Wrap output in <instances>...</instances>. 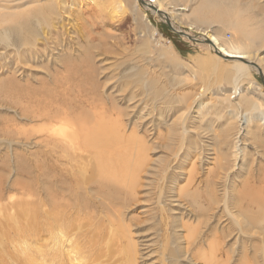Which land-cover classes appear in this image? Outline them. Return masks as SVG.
Here are the masks:
<instances>
[{
  "label": "rangeland",
  "instance_id": "1",
  "mask_svg": "<svg viewBox=\"0 0 264 264\" xmlns=\"http://www.w3.org/2000/svg\"><path fill=\"white\" fill-rule=\"evenodd\" d=\"M134 1L0 0V162L2 158L11 166V159L8 157L10 149L7 147L8 142L4 141L6 138L14 141L18 134H30V131L35 132L43 127H50L52 130L55 127L53 129L57 130L53 132V136L60 138L68 133L66 141L74 144L75 148L78 145V150H72L69 157L60 148L49 144L46 148L34 147L38 150L37 156H29V146L22 148L12 142L13 147L24 153L23 164L26 168L32 167L30 163L35 158L44 160L46 157L43 155L46 154L43 151L47 149L52 154L48 157L49 167H60L65 172L62 176L72 175L69 167L78 173L83 164L88 167L85 175H90L91 170L94 171L97 166L96 157L102 154L106 159L113 160H110L111 164L116 159L125 158V155L128 157L126 160H130L128 163L133 166V161L141 162L140 167L136 165L138 182L135 206L130 208L132 211L124 216L123 223L113 217L118 224L113 221L111 226L108 222L103 224L106 227L104 233L109 232V240L118 245H134V264H182L185 258L190 264H202L201 257L206 255V260L210 261L209 252L215 248H221L216 255V264H224L227 260L228 264H263L261 242L264 233L261 229L251 236L239 234L237 227L231 225L226 227V231H229L226 238L222 239V234L216 233L202 239L203 242L198 247H190L187 241L190 239L186 236L198 232L205 223H209L208 217L213 209L206 207V202L203 201V209L196 208L186 195L181 194L180 189L187 188V193L193 190L191 195L195 198L199 196L203 200L212 191L221 198L224 188L239 194L246 180L249 189L254 182L259 184L257 181H264V74L249 64L250 69L238 81L239 90H234L235 73L232 60L215 59V54L207 43L209 40L205 39V34H211L227 45L248 44L252 57L250 62L264 69V0H160V4L167 11L165 16L176 25L173 24V27L185 32L187 36L173 30L164 21L166 19L154 14L150 7ZM3 31H6L8 40L3 39ZM63 89L69 98L77 100V116L88 109L86 114L93 111L97 115L96 113L102 112L106 115L105 121L106 118L111 121L108 124H96L99 130L97 129L98 133L94 132L92 142L90 137L83 140V135L75 131L72 120L58 123L41 120L32 123L18 117L22 107H30L31 110L35 105H41L42 108L50 95H61L60 91ZM102 94L111 101H104ZM99 101L103 107L99 106ZM55 105L60 111L61 106L53 103L52 107ZM117 109L121 110L120 114ZM72 116L73 120L77 117L74 113ZM72 116L67 119H72ZM93 122L95 123L94 120ZM7 127L10 134L8 136L2 132ZM134 135L135 138L131 139ZM137 136L139 144L136 143ZM24 137L25 135L21 139ZM104 137H108L109 143L103 140ZM94 140L101 142L98 144L102 148L96 147L97 151L94 149L97 154L92 151ZM119 141L131 151L124 147L119 148ZM104 144H111L110 151ZM134 144L141 147V151L138 152ZM111 148H115L113 154H110L113 151ZM79 149L87 153L81 152L83 160L73 156V151L79 155ZM140 154L142 158L138 157ZM86 155H89L88 158ZM134 156L138 157L137 160ZM64 162L67 164L63 165ZM121 162L127 163L124 159ZM12 170L0 165V173L10 174L11 178L21 176L19 178L24 181L26 178L30 182L27 187L16 185L8 191L14 199L20 200L21 206H15V209L20 211L34 208L38 214L45 212L47 202L42 188L37 189L33 179L27 174L16 175ZM162 175L166 182L164 179L160 181ZM190 176H194L193 180H189ZM156 185L164 187L163 192ZM243 193L244 190L241 191ZM215 211L219 212L216 209ZM72 218L74 217H70ZM11 220L4 222L8 226L16 223ZM83 220L79 221L82 225L80 229L88 224L87 221L90 222L87 218ZM18 221L24 220L20 218ZM37 221L44 225L48 222L41 214ZM79 222L72 223L78 225ZM228 222L230 220L223 217L220 226L225 223L228 225ZM120 230L126 232L123 237ZM14 232V228L10 227L0 230V240L5 237L0 241V252L6 258L15 250L13 244L22 243L23 240ZM176 233L180 236L179 245H188L189 253L194 255L195 260L191 258L190 261V257L173 251L178 241L174 236ZM118 234L121 237L115 236ZM46 235L41 231L32 236V245L46 250L49 240ZM250 239L257 245H250ZM109 240L105 238L101 241L104 249ZM65 249L71 253L75 250L73 246H66ZM144 252L145 255L140 257ZM14 253L18 254V251L15 250ZM81 253L76 254L75 263L82 264L85 260L80 256ZM36 257L41 258L38 259L40 264H47L44 262V255L43 258L33 255L32 259L35 260ZM86 261L88 262L87 259Z\"/></svg>",
  "mask_w": 264,
  "mask_h": 264
},
{
  "label": "bare ground",
  "instance_id": "2",
  "mask_svg": "<svg viewBox=\"0 0 264 264\" xmlns=\"http://www.w3.org/2000/svg\"><path fill=\"white\" fill-rule=\"evenodd\" d=\"M135 1H134L135 3H137L138 1L141 2L143 5L148 6V8L150 6H152V7L154 6L153 8L150 7V9L153 10L152 12L156 15H159V17L162 19L165 18L166 20H164V21L169 23L173 30H177L173 27L175 25L174 22L172 21L173 22L172 23L169 20V18L165 16V14H167V11L160 4V0H149V1H147V0H135ZM146 1H147V3H146ZM177 31H180V30H177ZM3 33H4V34H2L3 39L8 40V36H7L6 31H3ZM180 33L185 34L187 36V34L183 31H180ZM205 35H207V37L205 39L209 40V41H207V43L210 44V49L215 54L214 55L215 59L218 60V59L224 58V59L232 60V65L234 66V73H235V76L233 79L234 90H236V89L239 90V88H237L238 81L241 78V76L245 75L248 72V70L250 69V65L257 67L258 69L257 68L256 69L258 71H261L262 74H264L263 68L261 69L259 67V65L255 64L253 62H250L252 57L249 53V45L248 44L234 43L232 45L230 43L229 45H227V44H224L223 42H221L217 36H212L211 34H205ZM198 41L202 42L201 40H197V42ZM93 67H94V65H93ZM60 92H62L61 95L57 94V93H55V94H57V96L50 95L49 98L47 99V102H45L44 107H42V108H41V105L40 106L39 105H35V106L33 105L34 107L30 110V107L26 108V107L21 106L23 110L20 111L21 114H20V112L18 113V117L20 119H23V120H26V121L32 122V123L35 121H41V120H45V121L48 120L49 122L51 121V123L53 121L54 122L57 121L56 123H58L61 121L67 122V121L72 120V121H74L73 127H74L75 131H78L79 134L83 135V136H81L83 138V140H87L90 137V142H92L93 140L91 138L94 137V135H95L94 132H96L98 129L97 127H99V126H97L98 125L97 123L108 124L111 121H109L107 118H106L107 121H105L106 115L103 114L102 112L96 113L98 116L94 115L95 113L93 114V111L89 112L91 114H86V112L88 111L87 106H86L87 110L83 109L85 112H83L82 114L77 116L76 110H78V108H79L77 100L71 99L66 94H64L65 93L64 89ZM102 95L104 97V101L105 100L108 101V99H109V101H111L110 98L106 97L104 94H102ZM70 96H72V95H70ZM165 98H167V97H165ZM39 101H41V99ZM95 101L93 102V104H95ZM101 101H99V106H102ZM42 102H44V101H42ZM88 102H89V104H91L90 101H88ZM53 103L59 104V106H61V110L59 111V109H58L59 107L57 108V105L52 107ZM85 103H87V102H85ZM106 103H105V105H107ZM93 104H92V106H93ZM97 104H98V102H97ZM110 104H112V103L110 102ZM87 105H88V103H87ZM64 106L66 107L65 110H64ZM116 107L117 106H115V108ZM94 109H96V107ZM113 109H114V107H113ZM89 111H91V110L89 109ZM119 111H121V110H118V112H117L118 114L121 113ZM73 113L77 116V117L75 116L76 118H74V120H73V116H72ZM244 115H246V114L244 113ZM70 116H72V119L68 120L67 118H69ZM117 116H118L117 118H119V115H117ZM243 119H244V116H243ZM93 120L95 121V123L93 122ZM248 122H250V119L248 120ZM50 126H51V124H50ZM101 127H102V125L100 126V128ZM53 128H55V127H53ZM53 128L51 130L50 127H43V128H41L35 132L30 131L31 132L30 134L24 133L23 130H21L22 133H24V134H20V135L18 134L17 138L14 137V141H12L13 139L9 140L7 138H6V140H4L5 142L6 141L8 142L7 147H8V149H10L9 150L10 156H8V157L11 159L9 162L11 166H9L6 161L2 160V158H1L0 165H2L3 168L10 167L11 169H13L12 172L16 175L27 174L29 177H31L33 179V182L35 183V186L37 187V189L40 190L42 188L41 190L44 191L47 206H46V208L44 207L45 212H42L40 214L42 217H44V219H47L48 222H46L45 225L40 224L39 221H37L38 215H40V214H38V211L34 208L33 209L30 208V210H23L22 209L20 211L15 209V206H17V207L21 206V204L19 205L20 200L14 199V197L11 196V194H8V191H11L10 189H13L14 187H16V185L17 186L24 185L27 187V183L30 184V182H27L28 179L25 178L26 181H24L21 178H19L21 176L16 177V178L15 177L11 178L10 174L5 175L3 173H0V221H1L0 223H2V221L4 222V220H7V219L8 220L12 219V220L16 221V223H14V224L9 223L10 224L9 226L5 222L2 223L0 225L1 226L0 230H7L8 227L14 228L15 235L18 236V238L23 239L22 243H17V244L14 243L13 244L10 242V244H13L15 250L18 251V254L14 253L15 250H12V251L10 250L11 255L10 256L7 255L8 258H6L0 252V264H28L27 262H29V264H40L38 262V259H41V258L36 257L35 260H33L32 259L33 255H37L39 257L41 256L42 258L44 255L43 259L45 261L43 259L42 260L47 264H78V263L74 262V261H76V260H74V258L77 257V255H76L77 253L79 254L81 252L82 253L80 256H83L85 258V260L82 261V264H86V262H87L86 259L88 260L87 264H134V262L136 260V256H135L136 250L134 248V245L127 243L126 245L123 244V245H125V246H123V245H118V244L114 243L112 240H109V232L106 231L104 233L106 227H103V224L105 222H108V225L111 226L112 221L116 222L118 224V221H116L113 217L117 218L119 221H122L124 216L129 214L132 211V209H130V208L135 206V204H134V201L136 200V190L135 189H136L137 182H138V178L136 177V175H137L136 174L137 173L136 165L138 164L139 166H137V167H140L141 162H139L137 160V158L138 157L142 158L143 157V156H141L142 154H140L138 157L134 156V159L138 161V162L133 161L134 166L132 164L128 163L130 160L129 161L126 160V159H128V157L126 155H125V158H121L120 160L116 159V161L112 162V164H111L110 160H112V159H106L105 156L102 154V156L99 155V157H96L95 162L97 163V166L95 167L94 171H93V169L91 170L90 175L89 174L85 175L86 169L88 167L83 164V168H81L78 173H75L73 171V168L70 169V167H69V170L71 171L72 175L62 176L64 171H62V169L60 167L57 168L51 164H50L51 168L49 167L48 157H50L52 154L50 152V149H47V150L43 151L46 154V156L43 155L44 158L46 157L44 160H39V159L35 158V161L30 163V165L32 167L27 166L28 168H26V166L23 164L24 153L21 152L20 150H17L16 149L17 147L16 148L13 147L14 146L13 143L18 144L19 146H22V148L29 146L28 148L30 149V151L27 152L29 156H37L36 153L38 150L36 151L34 149V147L38 146V147H45L46 148L47 145H49V144L53 145L54 147L60 148V150H62V152L67 153V154H69V153L71 154L72 150H74V151L78 150L77 149V148H79V147H77L78 145L75 148L74 144L66 141V135L68 133L66 135L63 134L59 138V137L53 136V134H54L53 132L57 130V129L54 130ZM112 130H113V128H112ZM8 131H9V129L7 127V129L6 128L3 129L2 132L6 133L8 136V135H10ZM69 131H67V132H69ZM102 131L103 130H101V132ZM84 133L88 134L89 136H87ZM96 133H98V131ZM24 135H25V137L22 140L21 137ZM137 137L138 138H136V143L139 144V141L137 142V140H139V136H137ZM134 138H135V135L131 139H134ZM79 140H80V138H79ZM96 140H97V138H96ZM103 140L106 143H109L108 137H104ZM31 142H33V143L31 144ZM72 142H73V140H72ZM115 142H116V140H115ZM119 142L121 143L119 148L124 147L122 145V142L121 141H119ZM123 142H125V141H123ZM132 142H135V140ZM98 143L94 140V142L92 144V151L96 147L102 148ZM128 143H131V142H128ZM124 144H127V142H125ZM104 145H106L105 147H107L110 151V147H112L111 144H104ZM79 146H81V145H79ZM90 146H91V144H90ZM116 146H118V145H116ZM127 146H128V144H127ZM140 146H142V145L140 144ZM135 147L138 148V145L137 146L135 145ZM97 148H96V151H97ZM139 148H141V147H139ZM139 148L137 149L138 152L141 151ZM114 149H112L113 151L111 150L112 152H110V154L111 153L113 154ZM128 149H130V148H128ZM104 150H105V148H104ZM125 150H127V149L125 148ZM39 151H41V149H39ZM74 151L72 152L73 156H77V159H78V157L81 158L83 156L81 154V152H85L84 150L80 151V149H79V155H78ZM96 151H95V154H97ZM127 151H129V150H127ZM116 152L117 151H115V153ZM89 153H91L90 150H89ZM92 153H94V152H92ZM135 153H136V151H135ZM122 154H123V152H122ZM117 155H120V154L117 153ZM133 155H135V154H133ZM58 156H59V158H62L61 155H58ZM87 156H89V155H86L85 157H87ZM110 156H106V157L109 158ZM114 156H115V154H114ZM69 157H71V155ZM94 158H95V155H94ZM74 159H72V161ZM123 159H124V161H127V163H124V162L122 163L121 160L123 161ZM46 161H47V164H46ZM60 161H61V159H60ZM65 164H67V163L64 162L63 165H65ZM226 164H227V162H226ZM60 165L62 166V163ZM33 167H34V169H33ZM220 167H221V165H220ZM222 167H223V165H222ZM76 170H78V168H76ZM214 171H216V169ZM210 172H213V171H210ZM23 173H25V174H23ZM59 173H62V174L59 175ZM75 174H77V175H75ZM164 174H166V173H164ZM162 176L160 177V178H162L160 181H162L164 179V175H162ZM193 177L190 176L189 180H193ZM170 178L171 177H169V179ZM172 179H173V177H172ZM166 181L167 180H165V182ZM188 182L190 183L191 181H188ZM233 182H234V180H233ZM257 182L259 184L254 182L253 185H250L251 189H249V188H247L248 180H246L244 182V184H242V187H243L242 190H244L243 194H241L242 190L239 191V194H237V193L234 194V193H231L230 191H228V189L224 188V190L221 192V195H222L221 198L220 197L218 198V194L215 193V191L214 192L212 191L211 193L209 192V194L207 193L208 197L203 198V200L200 199L201 197L199 198L197 191H196L197 193L196 192L195 193L197 194L198 197L195 198L194 196L191 195V193L194 192L193 190H192V192L187 193L188 189L181 187L182 188V189H180L181 194L186 195L187 198L195 204L196 208L198 207L201 209L203 204L206 202V207H211L213 209L212 213L210 212L209 217H208L210 222L205 223L203 228H199L198 232L197 231L195 233L192 232L188 236H186V238L190 239V240H187V241H189L188 245L190 247H193V248L198 247V245H200L203 242L202 239L208 237L209 235L214 236L216 233H221L222 234L221 237H222V239H224L228 236V233H229V231H226V227L229 228L231 225H235L237 227V231L239 232V234L242 233V234H248V235L252 236L254 234H257L258 231L260 232L261 230L264 233V181L259 180ZM224 183H225V181H224ZM158 184H160V182H158ZM172 184H174V183L172 182ZM187 185H188V183H187ZM156 187L161 188V187H158L157 185H156ZM193 187H194V185H193ZM244 187H245V189H244ZM163 188L164 187L159 189V191L161 190L160 192H163ZM221 188H222V186H221ZM27 192H31V191H27ZM160 192H159L158 202H160V200H161V193ZM19 193H22V191ZM156 194H158V192ZM196 194H194V195H196ZM23 200H24V198H23ZM202 201L204 202L203 204L201 203ZM33 202H34V199H33ZM1 203H3V205ZM27 205H28V203H27ZM42 205H45V203L42 202ZM158 206H159V204H158ZM30 207H31V205H30ZM37 207H39V205L36 206V208ZM186 207H187V209H190L189 211H192L191 208H188L189 206H186ZM180 209H182V208H180ZM215 209L218 210L219 212H216ZM15 210H16V212H14ZM70 217H74V218L70 219ZM223 217H226L227 220H230V222H228V225H225L226 224L225 223L224 226L223 225L220 226V222H221ZM20 218H22V220H24V221H18ZM83 218H87L90 222L87 221L86 224L87 223L88 224L83 229H80V227H82V225L79 221L83 220ZM73 221H77L80 224L75 225L77 223L75 222V224H74V223H72ZM83 221H85V219ZM199 222H201V221L199 220ZM119 223H121V222H119ZM122 223H123V221H122ZM83 224H84V222H83ZM110 228L111 227H109V230L107 228V230L110 231ZM115 228H117V226ZM41 231L45 232L49 236L48 245H47L46 250L45 249L44 250L37 249L34 245H32L33 241H32L31 237L38 235V233H40ZM120 231H118V233L122 232V231L121 232ZM207 232H210L211 234H208ZM106 233H107V236H106ZM124 233H126V232H122V237H123ZM41 235H43V234H41ZM118 235H115V236L121 237L120 235L119 236ZM16 236H14V237H16ZM174 236H175L176 240H178V241L175 243L173 251H177L178 253H180L186 257H190V259H189L190 261H191V258L194 259V255L191 252L189 253L190 250L188 248L189 247L188 245H186V247L179 245V242H180L179 234L176 233V234H174ZM251 236H249V237H251ZM127 237H129V236H127ZM42 238H39V239H42ZM105 238H107L109 240V243L106 246V249H104L101 246V241ZM3 239H1V240H3ZM123 239H121V240H123ZM253 239H250V242L252 241V243L250 245L256 246L257 244ZM116 240H118V239H116ZM261 243H262L261 247H263L262 253H263V257H264V239ZM114 244H115V247H114ZM40 246L44 247L43 245H40ZM66 246H73L75 248V250H77V253L74 249H73L74 250L73 253L66 250L65 249ZM257 248L258 247H256V250H257ZM0 249H2V248H0ZM219 249H221V248H215V249H212L213 251L209 252L210 261L206 260V257H207L206 255L205 256L203 255L201 257V259L203 260L202 264H216V262L218 260L215 261V259H216V255H218V253H219ZM81 250H83V251H81ZM195 250H196L195 252H197V249H195ZM199 252H200V250H199ZM164 253H165V250H164ZM209 254H208V257H209ZM144 255H145V252L140 254V257H143ZM198 255H197V257H198ZM252 257L254 258V256H252ZM164 259H165V257H164ZM8 260H10V261H8ZM207 261H208V263H207ZM182 262H183L182 264H190L189 261L187 260V258H185L184 261H182ZM219 262H220V260H219ZM221 262H223V261H221ZM224 262H226V261L224 260ZM227 262H228V260H227ZM175 263H173V264H175ZM226 263H224V264H226ZM179 264H181V263H179ZM234 264H236V263L234 262ZM238 264H240V262Z\"/></svg>",
  "mask_w": 264,
  "mask_h": 264
},
{
  "label": "water",
  "instance_id": "3",
  "mask_svg": "<svg viewBox=\"0 0 264 264\" xmlns=\"http://www.w3.org/2000/svg\"><path fill=\"white\" fill-rule=\"evenodd\" d=\"M150 7H151V8H153L154 6H153V7H152V6H150ZM154 9H155V8H154ZM252 64H253V63H252ZM253 65H254V64H253Z\"/></svg>",
  "mask_w": 264,
  "mask_h": 264
},
{
  "label": "built area",
  "instance_id": "4",
  "mask_svg": "<svg viewBox=\"0 0 264 264\" xmlns=\"http://www.w3.org/2000/svg\"><path fill=\"white\" fill-rule=\"evenodd\" d=\"M147 1H149V0H147Z\"/></svg>",
  "mask_w": 264,
  "mask_h": 264
}]
</instances>
